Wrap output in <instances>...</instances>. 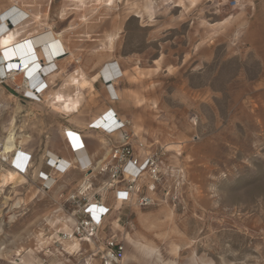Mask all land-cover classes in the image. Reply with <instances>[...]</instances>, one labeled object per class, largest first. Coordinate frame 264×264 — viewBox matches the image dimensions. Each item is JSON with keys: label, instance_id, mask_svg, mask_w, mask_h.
<instances>
[{"label": "rangeland", "instance_id": "1", "mask_svg": "<svg viewBox=\"0 0 264 264\" xmlns=\"http://www.w3.org/2000/svg\"><path fill=\"white\" fill-rule=\"evenodd\" d=\"M71 8L58 27L69 23L74 57L47 92L59 102L42 97V122L26 125L24 99L5 88L1 144L14 118L16 145L27 140L35 159L46 140L64 153L58 131L74 123L59 105L72 107L78 91H56L72 73L92 78L97 61L117 62L119 98L100 79L75 115L113 109L131 123L137 151L161 150L167 167L153 206H116L107 222L104 233L125 239L123 264H264V0H75ZM9 156L0 155V264H98L86 245L57 243L83 175L41 191L28 171L3 186L14 171Z\"/></svg>", "mask_w": 264, "mask_h": 264}, {"label": "built area", "instance_id": "2", "mask_svg": "<svg viewBox=\"0 0 264 264\" xmlns=\"http://www.w3.org/2000/svg\"><path fill=\"white\" fill-rule=\"evenodd\" d=\"M57 59V58H54ZM44 66L41 61L35 60ZM56 71V68L52 72ZM51 72V73H52ZM23 74L20 84L14 81L13 74ZM49 73V74H51ZM48 74V75H49ZM41 68L34 73L28 72L22 62L6 59L0 56V84L7 86L16 96L28 101H40L42 94L50 87V81ZM116 100V99H114ZM1 109V105H0ZM131 123L121 118L114 110L109 109L88 125V129L101 132L107 136V155L102 162H93L87 156L78 158L77 154L84 152V144L80 133L63 130V140L69 151L74 155L71 162H66L58 156L44 154V165L49 172L36 171L33 163L28 162L21 170L11 161L9 167L17 173L27 176L32 171L31 180L35 181L41 191L48 190L57 182V176H64L71 170L83 175L75 192L67 197L66 202L73 208L68 224V231H59L57 243L64 242L86 245L85 253L90 260L98 264H123L125 254V239L117 233H104L107 222L116 205L137 206L149 208L154 205L153 195L161 184L167 169L161 159V150L137 151L130 130ZM118 135V141L113 136ZM76 156V157H75ZM77 158V159H76ZM4 161V160H3ZM53 179V183L49 182ZM100 185L94 188V183ZM111 195V203L108 196ZM61 252L67 253L63 248Z\"/></svg>", "mask_w": 264, "mask_h": 264}, {"label": "crops", "instance_id": "3", "mask_svg": "<svg viewBox=\"0 0 264 264\" xmlns=\"http://www.w3.org/2000/svg\"><path fill=\"white\" fill-rule=\"evenodd\" d=\"M75 0H0V19L6 15L8 12L14 11V12H19L20 14H22V16H25L23 23H27L26 26V33H22L21 38H19V40H25L28 39L36 34L41 33L42 29H49L52 27V30H54V33L60 34L63 38V42L65 43V45L67 46V48L71 51L69 44H68V38L66 35V32L69 31L70 29L68 28V25L66 24L63 29H60V27H58V24L60 23V21L64 20L61 18L60 16V12L62 10L66 11H70L73 8H71L74 5ZM46 15V17H44ZM35 20H34V19ZM30 22V23H29ZM48 24V25H47ZM67 26V27H66ZM12 28L14 29L15 27L11 26L9 27V31L4 33V35L2 37H7L10 34V30H12ZM42 35H39L37 37H40ZM45 36V35H43ZM42 36V37H43ZM28 37V38H27ZM18 40V41H19ZM33 40V39H32ZM1 53V52H0ZM74 57V54H73ZM72 57V58H73ZM59 61H57L55 64H57V69L58 71L56 72L55 76L52 78L48 77V80L51 82V80H54L56 78H58L59 74H60V69L63 68L64 65L69 64V59L72 58H67V57H59ZM96 63L100 64V68L99 71L102 69L103 66H106L107 63H111V65H113L116 69H118V73L116 76H118L117 78L120 79L121 78V69L119 67V64L117 62H104V61H97ZM122 72V71H121ZM85 76V75H83ZM97 83V82H96ZM94 83V85L96 84ZM5 88H8L7 86L1 85L0 84V93L3 92L5 90ZM105 88L106 94L109 97V99H111V97H113L114 99H118L119 98V93L118 96H112L111 93L108 92V88ZM49 90V89H48ZM116 90V88H115ZM117 91V90H116ZM58 94L60 93V89H58V91H56ZM87 92V91H84ZM83 92V93H84ZM2 94V93H1ZM47 94V92L45 93ZM49 94V93H48ZM54 95V94H53ZM94 95V94H93ZM92 94H90V97L93 96ZM46 95H43L44 99ZM50 98H47V100H49L48 104L51 107L52 105H56V103L59 102V100L57 99L58 96H49ZM90 99V98H89ZM45 100V101H47ZM58 102H57V101ZM112 100V99H111ZM20 106L22 107V112L24 113L23 115H21L22 118V122H25V124H31L33 122H42V110L40 109L41 105H43V102L40 101H28V100H19L18 101ZM1 103V100H0ZM73 105V104H72ZM2 106V105H1ZM70 105H67L65 107H69ZM109 109H106L103 112H99V113H91V115H89L88 117H86V120L81 117V116H76V113H73L72 115L68 116V117H72L70 119L71 123L73 124H67L65 125L63 128H69L72 131L78 132L80 133V136L82 138V143L84 144V148L86 152V156L93 162H102V160L106 157L107 155V136L103 135L101 132H97V131H92L88 129V125L95 121L101 114L107 112ZM113 110V109H112ZM73 115H75L76 117L74 118ZM66 117V116H65ZM66 117V118H68ZM85 124L84 128L78 127L79 125H83ZM9 130V128L7 129V131ZM38 131V129H36ZM40 130V129H39ZM6 131V130H5ZM21 131V130H20ZM22 133V131H21ZM58 136L60 138V140L63 143L64 146V153H59V152H55L52 149H49V147L46 146L47 144V140L45 141V145L43 147L42 151V157L40 156L38 159H35L34 156V152H35V148H30L28 147L27 144H25L27 142H23L22 140V135L20 136L21 140L19 142L18 145H16V141H15V150L14 152L10 153V154H4L3 153V148H2V144L0 141V155H2L4 157L5 156H9V158L11 159V161H14V164L19 167L21 170L24 168V165L26 166V164L28 162L33 163L35 162V170L36 171H44V172H49V169L44 165V154L46 152H49L51 156H58L59 158H62L63 160H65L66 162H71L73 160L74 155L69 151L68 147L66 146V143L63 140V134L62 131L59 132L58 131ZM28 138V135H26V139ZM48 137H46L47 139ZM103 138V139H101ZM5 139V138H4ZM119 136L118 135H114L113 136V140L116 142L118 141ZM4 141V140H3ZM25 144V145H24ZM42 144H38V149L36 147V150H40L41 149ZM76 157V156H75ZM34 164V163H33ZM76 171V170H71L69 171L68 174H70L71 172ZM12 172H16V171H12ZM17 173V172H16ZM20 176L21 174H18ZM59 177L62 176H57V179ZM100 183L98 181V183H96L95 186H99ZM108 203H111V195L108 196ZM118 206V205H116ZM68 228V227H67ZM69 229V228H68Z\"/></svg>", "mask_w": 264, "mask_h": 264}, {"label": "bare ground", "instance_id": "4", "mask_svg": "<svg viewBox=\"0 0 264 264\" xmlns=\"http://www.w3.org/2000/svg\"><path fill=\"white\" fill-rule=\"evenodd\" d=\"M25 16H22L19 12H8L6 15H4L0 19V56L2 61L11 59L13 62L18 61L22 62L23 65H26V68L28 69L29 74L34 73L37 69L41 68V70L48 75L51 73L54 68H56V71L49 74L47 77L52 78L55 76L57 69V64H55L57 61H59V57H67L72 58L73 52L70 51L65 43L63 42V38L60 34L54 33V30H52V27L49 29H42L41 33L36 34L28 39L25 40H19L21 38L22 33H26V26L27 23H23V20ZM34 19V18H33ZM35 20V19H34ZM30 23V22H29ZM48 25V24H47ZM15 27L14 29L10 30V35L7 37H2L4 33L8 32L9 27ZM39 35H45L40 36ZM33 39V40H32ZM19 40V41H18ZM116 40V39H115ZM113 38H110L109 45L112 46ZM110 49V47H109ZM114 51V50H113ZM109 52V51H108ZM57 58V59H54ZM35 60L41 61L44 66H40L38 62ZM111 64V63H110ZM109 63L106 64V66H103L102 69L94 75L92 78H87L85 76H81L80 80H77L73 73L68 76L67 80L63 83V87L60 88V94L63 96L64 91H66L69 88H75L76 91H78V96L76 95L77 99L76 102L73 103L72 107L67 109L64 105H59L60 109L62 110V116H70L73 113H77L79 111L80 102L84 98V91H87V94H94L95 87L94 83L98 82L100 79L104 81V86L108 88V92L111 93L112 96H118L117 91L115 90V84L118 80V76H116L118 73V69H116L113 65L110 66ZM117 73V74H116ZM123 76V72L120 71ZM23 74H13L14 81L16 82L15 78L20 76L19 82H16L20 84L23 80ZM69 91V90H68ZM48 92L46 90L43 92L42 96L45 95V93ZM51 94V93H50ZM70 95V94H68ZM53 97V94L49 95ZM48 93L46 94L45 98L47 100ZM66 97V95H65ZM112 100H114L113 97H111ZM49 100L46 101L48 103ZM2 108V106H1ZM80 114V113H79ZM78 115V114H77ZM75 118L76 116L73 115ZM15 127V120L14 118L11 119V122L9 124V130L8 135L5 137L2 148L4 154H10L14 152L15 150V134L13 133ZM64 130H69V128H65ZM24 141V140H23ZM51 156V155H50ZM54 157V156H51ZM78 158H85L86 152H81L77 154ZM77 159V158H76ZM19 173L9 171L5 173V175L2 176V185L8 186L11 184H14ZM53 183V179L49 182ZM65 229L68 231V228L65 227ZM133 241V240H131Z\"/></svg>", "mask_w": 264, "mask_h": 264}]
</instances>
